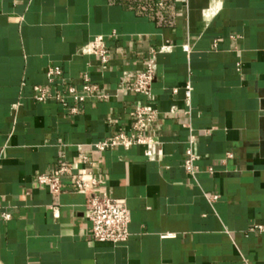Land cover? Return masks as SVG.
I'll return each mask as SVG.
<instances>
[{
  "label": "crops",
  "instance_id": "crops-1",
  "mask_svg": "<svg viewBox=\"0 0 264 264\" xmlns=\"http://www.w3.org/2000/svg\"><path fill=\"white\" fill-rule=\"evenodd\" d=\"M95 37L108 48L104 71L81 53ZM163 47L148 103L128 88ZM48 67L62 72L53 84ZM85 73L106 98L75 115L34 100V87L65 92ZM147 104L159 144L95 162L130 219L126 243H97L84 197L67 183L55 196L35 177L60 152L75 161L77 145L129 134ZM190 135L194 175L183 168ZM0 211L10 215L0 264H264V0H0Z\"/></svg>",
  "mask_w": 264,
  "mask_h": 264
},
{
  "label": "built area",
  "instance_id": "built-area-1",
  "mask_svg": "<svg viewBox=\"0 0 264 264\" xmlns=\"http://www.w3.org/2000/svg\"><path fill=\"white\" fill-rule=\"evenodd\" d=\"M167 47L159 50L150 49L145 67L134 76L132 85L128 90L134 94L143 95L148 103L152 102L151 87L155 80V57L157 53L166 51ZM82 54L93 55L98 59L99 70L104 71L108 67L109 53L102 37H95L81 49ZM45 76L49 84H53L62 76L59 67H48ZM34 100L45 102L49 99L55 101L65 113L75 115L78 113V106L88 99H104L96 85L91 84L89 75L83 74L81 86H69L65 92L50 94L48 88L34 87ZM192 86L186 82L183 87L185 113L191 109L190 97ZM173 94L177 89L172 90ZM69 101L72 104L69 105ZM174 109L170 110L173 113ZM156 122V109L147 104L134 108V123L132 131L127 134L116 133L102 141L89 145H77L75 147L77 158L75 161L66 162L64 155L60 152V160L49 172L39 174L35 177L38 185L46 186L55 196L63 193L66 183L72 192L84 197L85 217L91 225V238L97 243H109L111 245H122L129 237V211L126 207L125 199H114L107 195L98 177V170L95 162H101V155L109 149L127 150L137 145H157L158 139L149 132V128ZM195 142L193 135L189 136L188 147L185 150L186 157L183 160L184 170L194 175L197 167L194 162L197 156L193 153L192 145ZM84 147H88L90 152H85ZM90 153V154H89ZM91 153L97 154L96 160L91 157ZM230 157L229 154L226 155ZM212 173V169H208ZM217 196H211L210 200H217ZM0 218L4 221L10 219L8 213L0 211ZM258 230L261 227H256ZM172 237L173 235H167ZM248 264V263H247Z\"/></svg>",
  "mask_w": 264,
  "mask_h": 264
}]
</instances>
